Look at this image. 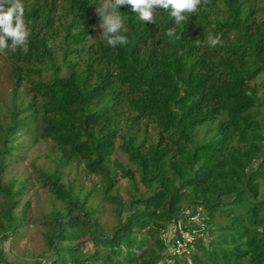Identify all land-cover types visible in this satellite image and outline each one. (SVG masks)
Instances as JSON below:
<instances>
[{
    "label": "trees",
    "instance_id": "1",
    "mask_svg": "<svg viewBox=\"0 0 264 264\" xmlns=\"http://www.w3.org/2000/svg\"><path fill=\"white\" fill-rule=\"evenodd\" d=\"M94 2L23 0L28 50L0 52L13 80L0 115V264H9L2 245L33 222L22 203L27 179L5 178L27 139L52 142L53 167L38 177L60 203L47 219V253L32 264H264V101L255 86L264 0H200L176 40L165 35L163 9L144 26L122 5L128 42L114 48L95 35ZM208 33L219 35L216 46L203 43ZM117 148L135 170L112 160ZM76 164L101 178L99 195L114 206L110 233L96 191L65 179ZM118 172L130 183L125 199ZM196 213L201 238L189 255L173 254L169 227Z\"/></svg>",
    "mask_w": 264,
    "mask_h": 264
},
{
    "label": "rangeland",
    "instance_id": "2",
    "mask_svg": "<svg viewBox=\"0 0 264 264\" xmlns=\"http://www.w3.org/2000/svg\"><path fill=\"white\" fill-rule=\"evenodd\" d=\"M97 21H99L98 16ZM100 32L99 27H95V35ZM10 74L8 60L5 56H0V115L4 114L5 107L11 104L12 101L13 80ZM255 86L258 89L259 98L264 101V74L258 78ZM23 94L24 87H21L20 97H23ZM55 159L56 155L52 149V142L43 140L34 142L32 139H27L24 142L23 150L19 154V159L11 161L5 178L27 179L28 188L23 196L22 203L28 202L30 204V215L33 222L25 227L22 237L17 241L8 240L2 245L4 256L9 264H32V261L38 259L41 254L47 253L44 236L48 230L47 219L54 207H60V203L43 186L38 176L40 171L49 172ZM112 160H117L133 170L136 168L118 148ZM65 173V179L71 183L76 191L82 189L84 194L91 190L96 191L95 200L99 201L100 208L103 211V214L99 216V222L104 227L105 232L110 233L111 228L115 225L114 206L103 201L99 195V190L102 188L101 178L88 173L84 164L66 167ZM136 176L139 180L137 174ZM116 181L119 194L124 199L127 198V191L130 189L129 180L122 178L120 172H118ZM138 185L141 190H144L140 183ZM262 199H264V181L262 183ZM172 230L173 225L169 227L166 233L167 238L171 235Z\"/></svg>",
    "mask_w": 264,
    "mask_h": 264
},
{
    "label": "clouds",
    "instance_id": "3",
    "mask_svg": "<svg viewBox=\"0 0 264 264\" xmlns=\"http://www.w3.org/2000/svg\"><path fill=\"white\" fill-rule=\"evenodd\" d=\"M95 13L99 17L100 38L109 47L124 46L128 36L123 30V18L120 6L128 5L134 17L145 26V22H157V9L167 13L172 26L165 29L170 40L180 38L177 28L185 24L198 9L200 0H95ZM23 0H0V52L28 50L30 28L25 19ZM125 14V13H123ZM219 35L208 33L203 42L214 47L219 42Z\"/></svg>",
    "mask_w": 264,
    "mask_h": 264
},
{
    "label": "built area",
    "instance_id": "4",
    "mask_svg": "<svg viewBox=\"0 0 264 264\" xmlns=\"http://www.w3.org/2000/svg\"><path fill=\"white\" fill-rule=\"evenodd\" d=\"M184 215H189V210H185ZM203 219L200 213L189 216L185 221L184 217L180 218L173 224V230L168 237L172 241L170 250L176 255H189L193 250L198 238L201 236L200 231L204 229Z\"/></svg>",
    "mask_w": 264,
    "mask_h": 264
}]
</instances>
